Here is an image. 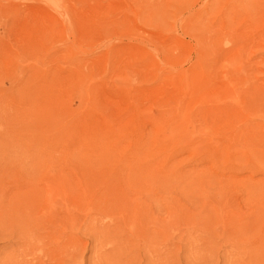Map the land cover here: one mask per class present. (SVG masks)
Listing matches in <instances>:
<instances>
[{
  "label": "rangeland",
  "instance_id": "1",
  "mask_svg": "<svg viewBox=\"0 0 264 264\" xmlns=\"http://www.w3.org/2000/svg\"><path fill=\"white\" fill-rule=\"evenodd\" d=\"M138 231L264 264V0H0V264H149Z\"/></svg>",
  "mask_w": 264,
  "mask_h": 264
},
{
  "label": "bare ground",
  "instance_id": "2",
  "mask_svg": "<svg viewBox=\"0 0 264 264\" xmlns=\"http://www.w3.org/2000/svg\"><path fill=\"white\" fill-rule=\"evenodd\" d=\"M103 200H104V199H103ZM18 205H19V204H18ZM140 210H141V209H140ZM135 211L138 212V208L135 209ZM23 212H24V210H23ZM136 212H134V210H133V214H134V213L137 214ZM24 213H25V212H24ZM138 213H139V212H138ZM133 214H132V215H133ZM141 214H143V216H144V212L142 213V211H141ZM24 215H25V214H24ZM20 216H21V215H20ZM25 216H27V215H25ZM137 216H139V214H138ZM129 217H130V216H129ZM129 217H128V218H129ZM135 217H136V215H135ZM135 217H134V218H135ZM144 217H146V214H145ZM25 218H26V217H25ZM28 218H29V217H28ZM128 218H125V219H128ZM134 218H133V216L131 217V219H133V220H134ZM153 218H154V217H153ZM21 219L24 220L23 218H21ZM133 220H132V221H133ZM136 220H138V219L136 218V219H135V222H137ZM146 220H147V219L145 218V221H146ZM148 220H149V219H148ZM153 220H154V219H153ZM129 221H130V218H129ZM139 221H140V220H139ZM150 221H151V220H150ZM158 221H160V220H158ZM22 223H23V222H22ZM25 223H26L25 226H27V218H26V220H25ZM132 223H133V222H132ZM141 223H144V222L141 221ZM155 223H156V222H154V224H155ZM28 224H29V222H28ZM91 224H93V222H92ZM134 224H135V223H134ZM154 224H153V225H154ZM160 224H161V222H158V225H160ZM142 225H143V224H142ZM145 225H146V224H145ZM145 225H144V226H145ZM135 226H138V225H135ZM135 226H134L133 228H135ZM140 226H141V225H140ZM150 226H151V225H150ZM150 226L147 225V227H148L149 230H150V228L152 227V226H151V227H150ZM155 226H156V225H155ZM161 226H162V225H161ZM161 226L158 227V228H161ZM142 227H143V226H141V228H142ZM149 227H150V228H149ZM162 227H163V226H162ZM26 228H27V227H26ZM102 228H103V227H102ZM102 228H100V229H102ZM137 228H138V227H137ZM144 228H145V227H144ZM152 228H153V229H156V228H154V227H152ZM164 228H165V227H164ZM113 229H114V228H113ZM146 229H147V228H146ZM146 229H145V230H146ZM153 229H151V230L153 231ZM103 230H104V229H103ZM111 230H112V229H111ZM116 230H117V229H116ZM116 230H115V231H116ZM136 230H137V229H136ZM139 230H140V229H139ZM142 230H144V229H141L140 231L142 232ZM145 230H144V231H145ZM163 230H165V229H163ZM96 231H97V230H96ZM98 231H99V230H98ZM98 231H97V232H98ZM105 231H106V230H105ZM122 231H123V230H122ZM134 231H135V230H133V232H132V233H134L133 235L136 234V231H135V232H134ZM154 231H155V230H154ZM208 231H209V230H208ZM112 232H114V230H112ZM138 232H139V231H138ZM147 232L149 233L150 231H147ZM147 232H146V233H147ZM158 232L160 233L159 230H158ZM99 233H100V232H99ZM151 233H153V232H150V233H149V236H150ZM159 233H158V234H159ZM195 233H196V232H195ZM139 234H141V233L139 232ZM142 234H143V232H142ZM142 234L140 235V236H141L140 238H141V240H142V242H143V236H142ZM26 235H28V233H26ZM137 235H138V233H137ZM137 235L132 237V238H134V239L136 240L135 243H134V242H133V243H134V245L137 244L138 247H140V242H141V241H140V239H139V237H138L139 235H138V236H137ZM146 235H147V234H146ZM146 235H145V232H144V237H145ZM152 235H153V234H152ZM152 235H151L150 238H149V237H145V238H144V240H145V239H146V240H145V241L143 242V244H142V247H143V248L141 247L143 251L146 250V251H147L146 253H147V254H148V253L150 254V255H149L150 258H149V259H148V257L146 258L148 262H150V261L152 262L153 260H152L151 258H153L155 255H156V257H157V254H160V253H161V252H158V250H159V249H158V246H159L160 242H159V240H157V236H158V235H157V232L154 234V236H152ZM159 235H160V234H159ZM195 235H196V234H195ZM105 236H106V235H105ZM194 237H195V236H194ZM100 238H101V237H100ZM148 238H149V239H148ZM158 238H159V236H158ZM238 238H239V237H238ZM130 239H131V238H130ZM131 240H132V239H131ZM193 240H194V239H193ZM229 240H230V239H229ZM229 240H228V241H229ZM233 240H234V239H233ZM233 240H232V244H231V245L235 244V243H233V242H234ZM236 240H237V239H236ZM195 241H196V243H197V241H199V243L196 244L197 246H201L200 244H202V246L200 247V248H201L200 250H202V251H207L208 247L211 245V240H210L209 238H206V237H204L203 239H201L200 237H198V238L196 237ZM127 242H128V241H127ZM157 242H158V245H157ZM133 243H132V244H133ZM228 243H229V242H228ZM241 243H242V242H241ZM132 244H131V246H132ZM191 244H193V243H191ZM229 245H230V244H229ZM242 245H243V246H242ZM237 246H238V247H239V246H242V248L244 249V251L248 253L247 255H249V253H250L252 257L257 255V253H256V255H255V251H256V250H257L262 256H263V254H264V244L262 243V241H261V245L258 246L257 248H256V246H253V245H251V246H249V245H247V244L244 245V243H243V244H240V243H239V245H237ZM129 247H130V246H129ZM132 247H133V246H132ZM134 247H135V246H134ZM138 247H137V248H138ZM231 247H232V246H231ZM233 247H234V246H233ZM63 248H64V247H63ZM209 248H210V247H209ZM227 248H229V247H227ZM227 248H225V249L227 250ZM234 248H235V247H234ZM144 249H145V250H144ZM197 249H198V248H197ZM132 250H133V249H132ZM140 250H141V249H140ZM142 250H141V251H142ZM119 251H120V250H119ZM222 251H223V250H222ZM138 252H139V251H138ZM118 253H119V252H118ZM142 253H143V252H142ZM144 253H145V252H144ZM144 253H143V256H144ZM151 253H153V257H151V255H152ZM195 253H196V252H195ZM222 253L225 254L224 252H222ZM136 254H137V253H136ZM147 254H145V255H147ZM196 254L198 255V251H197ZM196 254H194V255H196ZM211 254H212V253H211ZM197 255H196V256H197ZM218 255H219V254H218ZM209 256H210V255H209ZM215 256H216V254H215ZM44 257H45V255H44L42 258H44ZM145 257H146V256H145ZM194 257H195V256H194ZM212 257H213V256H212ZM217 257H219V256H217ZM47 258H48V257H47ZM196 258H197V257H196ZM40 259H41V258H40ZM211 259H212V258H211ZM216 259H217V258H216ZM138 260H139V259H138ZM170 260L173 261V259L170 258L169 261H167V263L170 262ZM217 260H218V259H217ZM217 260H216V261H217ZM220 260H222V258H221ZM16 261H17V260H16ZM18 261H21V260L18 259ZM22 261L24 262V260H22ZM42 261H44V260H42ZM45 261H46V260H45ZM164 261H165V260H164ZM172 261H171V262H172ZM244 261H246V260H244ZM247 261L249 262V260H247ZM247 261H246V262H247ZM253 261H254V260H253ZM107 262H108V260H107ZM136 262H137V261H136ZM140 262H141V261H140ZM143 262H144V261H143ZM151 262H150L149 264H151ZM153 262H154V261H153ZM153 262H152V263H153ZM158 262H159V261H158ZM171 262H170V263H171ZM206 262H207V263H206ZM206 262H204V264H209V263L212 264V262H208V261H206ZM25 263H26V262H25ZM25 263H24V264H25ZM117 263H118V262H117ZM138 263H139V261H138ZM145 263H147V262H144V264H145ZM216 263L219 264V261H217ZM221 263H223V264H244V263H241V262H239V261L234 260V259L232 258V256H231L229 253H226L225 255H223V261H222ZM250 263H251V261H250ZM250 263H248V264H250ZM260 263H261V262H260ZM17 264H18V263H17ZM19 264H20V263H19ZM22 264H23V263H22ZM26 264H27V263H26ZM111 264H112V263H111ZM147 264H148V263H147ZM154 264H155V263H154ZM156 264H161V263H157V262H156ZM194 264H196V263H194ZM251 264H252V263H251Z\"/></svg>",
  "mask_w": 264,
  "mask_h": 264
}]
</instances>
